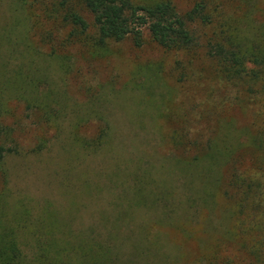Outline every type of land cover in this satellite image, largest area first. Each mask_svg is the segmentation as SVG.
Instances as JSON below:
<instances>
[{
	"label": "rangeland",
	"instance_id": "1",
	"mask_svg": "<svg viewBox=\"0 0 264 264\" xmlns=\"http://www.w3.org/2000/svg\"><path fill=\"white\" fill-rule=\"evenodd\" d=\"M170 1L184 13L199 0ZM83 3L0 0V144L15 152L6 157L8 183L0 178V249L12 232L31 261L34 238L48 236L33 215L37 202L63 200L52 181L64 150L52 137L36 157V143L102 133L98 146L76 149L93 183L100 164L109 177L88 204L77 198L85 225L111 205L122 232L146 231L141 243L173 252L176 264H264V67L248 64L249 76L229 80L201 46L164 49L146 32L140 47L129 38L101 43ZM207 4L215 31L264 34V0ZM74 11L89 22L85 32L72 26ZM140 189L153 196L131 197ZM20 202L27 212L15 222Z\"/></svg>",
	"mask_w": 264,
	"mask_h": 264
},
{
	"label": "trees",
	"instance_id": "2",
	"mask_svg": "<svg viewBox=\"0 0 264 264\" xmlns=\"http://www.w3.org/2000/svg\"><path fill=\"white\" fill-rule=\"evenodd\" d=\"M83 7L90 15L91 26L101 43L129 38L135 46L140 47L146 32L151 41L164 49L185 52L201 46L222 67V73L229 80L249 76L248 64L264 67V34L257 40L238 38L237 30L227 25H222L215 31V18L207 0H199L184 13H180L170 0H84ZM70 19L72 26L80 32L89 28V22L79 12L71 13ZM205 27L213 28L209 35L200 34V30ZM52 137L58 140L56 144L65 154V163L59 171L53 170L52 181L59 186L64 195L63 200L60 203L49 199L37 202L39 210L33 215L43 224L44 230L48 229V236L46 239L42 236L34 238L31 261L25 260L26 256L18 249L17 236L8 232L9 244L0 249V264H176L171 258L173 252L163 251L153 243L142 242V245L141 240H146V231L136 233L131 229L122 232L116 225L121 214L117 210L113 211L112 207L108 208L111 205L93 212L92 218L96 223L93 226L85 225L79 217V208L86 205L78 203L77 198H87V203L91 196L90 190L103 191L100 180H109L101 164L96 166L100 172L96 183H93L94 178H88L84 171H79V165L82 164L79 152L83 155L87 148L94 147L93 142L95 147L98 146L103 134L100 133L97 140L70 134L63 137V141L62 135L59 134L58 138L53 135L36 143L31 153L39 156V152L47 149ZM12 154L15 152L0 144V178L5 183H8L10 177L6 157ZM24 161V157H20V163L23 164ZM190 178L191 175L187 184L191 181ZM50 181L49 179L46 184H51ZM212 182L216 184V178H212ZM132 196L139 197L143 202L144 199L151 198L153 193L151 190L141 193L138 191ZM202 201L206 204L204 199ZM21 205L25 210L20 206L21 212L15 222H21L22 216L26 215L27 208L23 203ZM184 231L181 229L179 233L185 235ZM197 240L200 241L196 239V242Z\"/></svg>",
	"mask_w": 264,
	"mask_h": 264
}]
</instances>
